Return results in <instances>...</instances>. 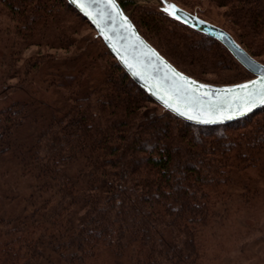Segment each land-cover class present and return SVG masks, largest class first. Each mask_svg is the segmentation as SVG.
I'll use <instances>...</instances> for the list:
<instances>
[{"label":"trees","instance_id":"obj_1","mask_svg":"<svg viewBox=\"0 0 264 264\" xmlns=\"http://www.w3.org/2000/svg\"><path fill=\"white\" fill-rule=\"evenodd\" d=\"M0 1L11 24L0 82L58 94L0 108V168L23 184L17 211L0 197V264H264L247 247L264 235V105L222 124L187 122L97 32L99 49L79 52V26L95 29L68 0ZM170 1L194 19L206 20L203 3L221 8L217 26L264 64V0ZM118 3L192 79L226 87L254 76L198 27Z\"/></svg>","mask_w":264,"mask_h":264},{"label":"water","instance_id":"obj_2","mask_svg":"<svg viewBox=\"0 0 264 264\" xmlns=\"http://www.w3.org/2000/svg\"><path fill=\"white\" fill-rule=\"evenodd\" d=\"M104 39L130 77L149 96L181 119L199 125L222 124L264 105V64L222 28L198 22L176 9L181 20L218 39L254 76L231 86L202 84L174 67L134 27L116 0H68ZM247 85V87H242Z\"/></svg>","mask_w":264,"mask_h":264},{"label":"rangeland","instance_id":"obj_3","mask_svg":"<svg viewBox=\"0 0 264 264\" xmlns=\"http://www.w3.org/2000/svg\"><path fill=\"white\" fill-rule=\"evenodd\" d=\"M119 2L120 0H116ZM135 4L140 5H146L148 7H152L158 10H164L167 8L171 15L176 16L175 11L178 9L176 5L170 0H130ZM201 10V13L203 16H205L206 20L203 19H196L198 22V25L203 24H210L213 26H217L222 21V9L216 8L212 5H209L207 3H203L202 7L199 8ZM124 11V10H123ZM126 15H128V11H124ZM208 19V20H207ZM10 21L8 20V16L6 13L5 8L3 7L1 1H0V78H1V69L5 68V56L7 55L8 48L5 46V41L7 40V27ZM77 27V26H76ZM218 27V26H217ZM9 35V34H8ZM11 35V34H10ZM77 35H87L85 37V40L83 42V45L81 48H79L80 53H84L87 51L86 46L89 43L90 46L94 50L99 49V42L97 41L96 37V31H94L92 28H89L88 25L86 26H79V32H77ZM82 37L81 39H83ZM86 42V43H85ZM37 50V48L27 49L22 54L24 57H28V55L32 52ZM43 49H40L42 51ZM22 62V60L20 61ZM19 62V63H20ZM2 66V67H1ZM3 70V69H2ZM17 78L12 77L8 79L6 84H3L0 82V108L13 102L16 100H29L30 98H35L41 101H54L58 98L57 90L54 89V92L51 90L44 91V93H41L39 90H36L32 93L28 88L21 86V87H9L11 84H14L16 82ZM51 89V88H49ZM13 171L12 167L9 165V163H5L2 168H0V197L4 198L7 196V198L2 199V205L3 208L7 210V212L17 211L19 209V201L18 198L23 193L21 192V187L23 184L19 180L16 179V174ZM261 187V186H260ZM26 191V190H25ZM21 206V203H20ZM234 216H232L233 218ZM226 247H228V244H226ZM249 253L251 256H253V259L255 262H264V235L261 236L259 239L255 240L254 243L248 246ZM212 264V263H210Z\"/></svg>","mask_w":264,"mask_h":264},{"label":"snow or ice","instance_id":"obj_4","mask_svg":"<svg viewBox=\"0 0 264 264\" xmlns=\"http://www.w3.org/2000/svg\"><path fill=\"white\" fill-rule=\"evenodd\" d=\"M165 11H168V9L166 8ZM242 87H247V85H244V86H242ZM260 103H264V97H261V99H260Z\"/></svg>","mask_w":264,"mask_h":264}]
</instances>
